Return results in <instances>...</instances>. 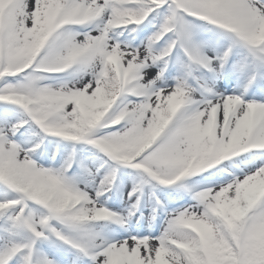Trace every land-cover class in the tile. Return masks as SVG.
I'll list each match as a JSON object with an SVG mask.
<instances>
[{
  "label": "snow or ice",
  "instance_id": "obj_1",
  "mask_svg": "<svg viewBox=\"0 0 264 264\" xmlns=\"http://www.w3.org/2000/svg\"><path fill=\"white\" fill-rule=\"evenodd\" d=\"M0 264H264V0H0Z\"/></svg>",
  "mask_w": 264,
  "mask_h": 264
},
{
  "label": "rangeland",
  "instance_id": "obj_2",
  "mask_svg": "<svg viewBox=\"0 0 264 264\" xmlns=\"http://www.w3.org/2000/svg\"><path fill=\"white\" fill-rule=\"evenodd\" d=\"M144 211L148 212V211H149V209H148V208H145V209H144ZM146 214H147V213H146Z\"/></svg>",
  "mask_w": 264,
  "mask_h": 264
}]
</instances>
